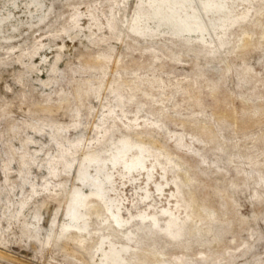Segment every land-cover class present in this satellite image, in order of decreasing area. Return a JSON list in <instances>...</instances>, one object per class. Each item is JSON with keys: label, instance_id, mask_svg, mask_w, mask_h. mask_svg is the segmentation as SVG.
<instances>
[{"label": "rangeland", "instance_id": "374dc122", "mask_svg": "<svg viewBox=\"0 0 264 264\" xmlns=\"http://www.w3.org/2000/svg\"><path fill=\"white\" fill-rule=\"evenodd\" d=\"M206 1L0 0V264H264V0L150 16Z\"/></svg>", "mask_w": 264, "mask_h": 264}, {"label": "bare ground", "instance_id": "6f19581e", "mask_svg": "<svg viewBox=\"0 0 264 264\" xmlns=\"http://www.w3.org/2000/svg\"><path fill=\"white\" fill-rule=\"evenodd\" d=\"M235 1L236 0H207L206 2H204L205 6H207V10L205 14H202V13L198 14L193 19L189 17L185 19H181L180 17L175 18L176 14L174 13L171 14L169 12L163 11L159 9L158 6H153L152 11L150 12V16L154 20H161L162 22H169L170 23L169 25H174L173 30H172L173 34H176V35L185 34L186 35V34L191 33L190 31L191 28L189 27L188 23L192 24V23L198 22V25L207 26L208 21H215V17H217L218 15H223V14H227V16L232 15L230 14L231 13L230 7ZM200 9H204V7L201 6ZM172 17H174V19H171ZM132 148L135 150L136 155L130 158L131 162L124 160V157H123L124 155H127L128 153L127 149H123L121 155L119 156L121 157L120 159L124 162V164L127 167L126 172L127 171L129 172L131 170H140L144 168L145 166L144 164L145 158H143V155H142V151H143L142 148L141 147H132ZM130 154L131 153H128V155ZM116 161H119V160H116ZM98 174L100 175L94 178V184H96V187L98 188L99 192L105 193L108 187L107 182L110 179L109 172L104 170L103 168H99ZM145 175H146V179H149L150 177L149 170L145 171ZM155 187L157 189H160V184L156 183Z\"/></svg>", "mask_w": 264, "mask_h": 264}]
</instances>
